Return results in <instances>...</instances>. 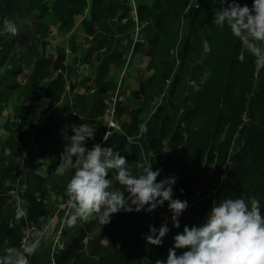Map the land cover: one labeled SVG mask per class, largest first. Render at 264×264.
<instances>
[{
    "label": "trees",
    "instance_id": "trees-1",
    "mask_svg": "<svg viewBox=\"0 0 264 264\" xmlns=\"http://www.w3.org/2000/svg\"><path fill=\"white\" fill-rule=\"evenodd\" d=\"M18 1H24L23 3L27 5L26 10H38L39 19L45 15L49 8H53L55 16L63 26H69L68 21L72 16L81 12L86 6L84 0H0V30L3 28L5 18L11 21L20 18L24 5H20ZM195 1L200 6L199 8L193 6L187 15L189 16L190 31L188 37L182 40V49L179 50L178 57H181V65L175 66L172 62H165L161 66L165 74L162 77L163 82L166 80L165 76L170 77L174 74V86L171 91L173 97L165 105H159L150 116L145 124L147 132L142 135L140 141L147 152L154 151L156 155L162 154L164 141H167L169 146L174 149V155L181 154L176 161V169L179 174L174 188V198L187 200L189 203L197 192H201L204 197L195 209L189 208L191 210L189 218L179 229L171 227L167 214L169 210L161 207L160 213L157 215L159 227L167 219L171 231L163 238L162 246H155L146 252L148 257L143 261H137L136 255L149 233L150 213L144 211L139 213L121 212L113 215L111 223L103 228L110 235L109 246L101 243V237L89 241V246H93L92 256L98 257L97 261L93 262L94 264H155L157 259L165 260L169 245L173 246V237L178 232H182L185 225L191 227L201 224L211 209L213 201L219 203L225 198L236 199L238 197L247 200L249 196H255L260 201L261 211L264 213V69L257 71L254 57L242 48L238 39L231 35L227 26L219 27L212 22V4L215 0ZM191 2L192 0L180 1L181 9L185 10ZM238 2L246 3L251 7L253 0H238ZM159 3L158 1V13H153L148 6L139 7L140 19L142 21L154 20L158 30L160 26L165 29L166 24H162L163 16L160 12L164 7ZM119 6L121 7L119 0H99L94 5V11H91L90 16L84 20L87 30L91 31L90 26L94 24L103 26L104 22L114 18ZM207 23H209V30L205 29ZM145 30L144 28L143 33L146 35ZM203 31H205L204 35L201 34ZM163 34L159 30L158 34L149 37L151 44L156 45ZM24 38L22 36V39L18 40L17 35H0V68L6 62L15 42H22ZM170 39L168 46L166 42L161 47L162 51L171 48ZM204 40L209 43L210 52L200 69L208 68L209 78L204 83V89L194 96V103L188 109L186 108L185 124L177 125L175 128L172 126L176 121L174 112L178 108L176 104L172 103L175 96L178 95L175 88L178 80L181 77H186L192 71L194 60L202 55ZM35 54L38 55L36 51ZM62 59L63 55L60 54L54 63V69L61 68ZM49 63L45 55L37 59L35 69L25 83L24 90L27 92L28 100L34 97L39 85L49 74ZM176 67L180 68L179 72L176 71ZM19 70L21 69L19 68ZM19 70L11 74H18ZM7 82L8 78H1V91L8 92L9 89L18 87L17 84H14L13 88L7 87L9 86ZM144 89L143 85L137 93L144 92ZM64 90L61 76L51 80L45 91V97L49 99L50 106L60 100ZM181 94L182 98L187 99L184 91ZM27 110L29 111V107L24 109L22 114H27ZM140 111L141 108L134 110L135 117L132 127L135 132L137 130L139 132V125L144 124L138 117ZM245 113L249 117L247 122L243 121ZM238 133H240L243 143L239 144V149L231 153L234 139ZM17 135L18 138L22 137L20 131H17ZM16 142L17 148H14V153L20 150L18 140ZM133 146L139 151L140 146L137 143ZM171 156L166 157V163ZM6 172L7 170H5ZM157 179L159 181V178ZM24 197L27 201L25 207L29 219L36 220V215L44 214L45 210L33 201L31 194L27 192ZM2 201L3 197H0V205ZM31 204L33 206L30 208ZM164 205H167V202ZM24 221V218L17 220L15 216L12 226L9 223H4L0 231V234L2 231L4 232L3 238L1 237L2 244L5 240H10L9 245L16 248L20 246V238H22L26 227ZM97 225L100 224L93 220L85 228H82L79 234L72 238L66 250L59 255L56 264H67L71 261H75L74 264L91 263L93 258L89 257L84 250V239L87 231H93ZM109 226L112 227L111 230ZM182 251L177 250V253L180 254Z\"/></svg>",
    "mask_w": 264,
    "mask_h": 264
},
{
    "label": "crops",
    "instance_id": "crops-1",
    "mask_svg": "<svg viewBox=\"0 0 264 264\" xmlns=\"http://www.w3.org/2000/svg\"><path fill=\"white\" fill-rule=\"evenodd\" d=\"M84 1L86 2L85 8L72 16L68 21L69 26L62 25V22L55 16L53 8H49L39 19L38 10H26L27 5L23 3L24 1H18L20 5H24L20 15L22 18L13 22L18 28V40H21L22 36L25 38L22 42H15L6 62L0 68L1 82L2 77L9 78V75L19 68L21 70L18 74L27 73L30 76L40 56L45 55L50 62L49 74L41 82L31 100H28L27 92L23 89H9L8 91L12 92L10 96L7 95V91L0 90L2 92L0 100V197H3L0 205V222L2 223H0V231L4 223L10 225V221L14 223L16 199L20 197L25 200L24 195L28 192L33 197V201L45 210L44 214L36 215L35 220L36 233H44L40 239L38 252L46 250L43 249V245H48L51 249L53 237L59 229H62L63 240L66 241L68 247L69 240L71 241L82 228L90 223V221H79L74 227H69L67 223H64L70 212L65 187L72 170L60 176L55 169L60 162V154L64 146L70 142V136L73 135L71 126L87 123L96 128L95 140L88 141L87 147L91 148L93 143H100V131L106 125L102 111L109 96L120 84L122 100L118 104L117 119L121 121L124 130L128 131L129 135L139 133L138 130L135 132L132 127L135 117L134 110L141 108L138 117L146 124L153 110L151 106L155 104L153 102L162 100L161 91H163L164 83L162 77L165 74L162 67L160 69L158 67L156 71L153 64L156 45L151 44L150 50L146 52L142 48L137 51L136 47L132 55L130 54L132 30L134 29L131 0H119L121 7L116 9L114 18L104 22L103 26L98 24L90 26L91 31L87 30L84 20L90 16L91 11H94V5L99 0ZM135 2L139 19V7L142 5L148 6L153 13H158L157 0H135ZM142 22L147 26H145L147 35L144 34L145 38L149 39L159 33L154 20ZM150 43L149 40V45ZM60 54L63 55L62 72L55 75L59 68L53 72L54 63ZM127 59L130 60L129 67L123 76L122 72ZM130 70H135L134 79L129 74ZM117 75H119L118 82L115 78ZM54 76L55 78L61 76L64 87L70 85L71 91L59 107L57 115L45 120V112L50 107L45 91ZM7 83H9L7 87H14V84ZM20 84L23 83L20 82ZM143 85L145 86L144 92L137 93ZM23 86L25 87V83ZM27 107H29L27 114H22ZM169 110L171 112V109ZM17 131L21 132L23 140L22 137L18 138ZM123 134V129L119 130L102 146L113 147L114 150L119 151L129 163L132 173L138 175L142 171L138 158L141 154L140 149L139 151L135 149L133 146L135 143L127 141ZM14 140H18L20 146V150L16 153H14V148H17V142ZM5 170H7L6 173ZM112 175L114 176L115 173H109V179ZM113 186L120 187L114 181ZM32 206L33 204L30 208ZM3 220H5L4 223ZM111 228L109 226L110 230ZM91 233L92 231H87L84 239L86 253L89 248L90 252L93 250V246H89V241L95 239L94 236L91 238L89 235ZM101 233H98L101 243L109 246L111 243L109 233L105 230ZM7 243L8 240H5L4 247H13ZM88 255L97 259V257ZM28 259L29 264H32V259ZM94 261L92 260L91 263ZM74 262L67 264H74Z\"/></svg>",
    "mask_w": 264,
    "mask_h": 264
},
{
    "label": "clouds",
    "instance_id": "clouds-1",
    "mask_svg": "<svg viewBox=\"0 0 264 264\" xmlns=\"http://www.w3.org/2000/svg\"><path fill=\"white\" fill-rule=\"evenodd\" d=\"M219 11H214L212 22L227 26L242 48L254 57L259 71L264 69V0H253L251 7L238 0H220ZM226 5V6H225ZM197 3L196 7L199 8ZM18 34L16 24L5 18L0 35ZM171 82V80H170ZM140 133L147 132L145 124L139 125ZM73 135L60 154L56 173L64 176L72 170L65 187L70 212L66 223L74 227L79 221H97L102 226L111 223L113 215L123 213H152L167 202L173 228H180V217L189 207L187 200L174 198L173 186L177 177L160 179L161 169L143 166L134 175L126 158L113 147L87 142L95 140L96 128L87 123L71 126ZM107 133L103 141H107ZM168 151V150H166ZM115 175L107 178L109 173ZM113 181L120 187H114ZM181 192L183 190L181 189ZM27 201L16 199V219L27 216ZM171 228L167 219L157 229L149 225L146 242L162 246ZM37 232L32 242H25L22 249L8 247L0 255V264H29L28 257L39 247ZM165 260L155 264H264V213L255 196L236 199L225 198L212 207L199 225H185L182 232L173 237ZM177 250H183L180 254Z\"/></svg>",
    "mask_w": 264,
    "mask_h": 264
},
{
    "label": "rangeland",
    "instance_id": "rangeland-1",
    "mask_svg": "<svg viewBox=\"0 0 264 264\" xmlns=\"http://www.w3.org/2000/svg\"><path fill=\"white\" fill-rule=\"evenodd\" d=\"M157 1H159L161 3L162 7H164V9L160 13H162V16H163L162 24H164V23H166V24H165V29H163L162 26L159 27V30L162 33H164V34L162 35V38L161 37L159 38V40H158V42H157V44L155 46V53H154V57H155L154 60L155 61H153V64L155 66V70L158 69V67L160 69L162 64H164L165 62H172V63L175 64V66H178V64H179V66L181 65V57L180 58L178 57L179 56V50L182 49V40L188 37V33L190 31V25H188L189 24V16H187V15H189L188 14L189 12L186 13L184 9H181L180 1H182V0H157ZM220 7H221L220 0H215L214 3L212 4V11H213L212 15L213 16H214V11L215 10L219 11ZM20 18H22V17H20ZM208 24L209 23H207V25H206V28H205L206 30H209L208 29L209 28ZM201 34L204 35L205 31H203ZM169 39L171 40V48L169 50H167V51H162L161 47L163 45H165L166 42H167L166 45L168 46V43H170ZM140 48L144 49L145 52L148 51V49L150 50L151 43L149 45L148 37H146V41H145L144 44H139L137 46V51ZM209 52H210L209 43L207 42V40H204L202 55L194 60L193 66H192V71L189 72L186 77H181L178 80L177 86L175 88L177 90L178 95L175 96V100H174V102H172V103H174V104H176L178 106V108L176 109L177 112L176 111L174 112V113H176V121L172 125L175 128H176L177 125L185 124L184 115H185L186 108L188 109L190 107V105L194 103V100H195L194 96H197L204 89V83L209 78L210 72H209L208 68L205 67L206 68L205 70L200 69V66L203 65L204 59L209 54ZM179 60H180V62H179ZM132 61H131V63H132ZM174 64H173V67H174ZM126 65H127V63H126ZM168 66H170V63H168ZM198 67H199V69H198ZM55 71L56 70L54 69L53 72H55ZM176 71L179 72L180 68L176 67ZM133 73H135V70H130L129 71V74H131L132 78L134 79L135 76H136V73H135V75ZM24 74L27 76V79H28L29 78V74H27V73H24ZM21 75L22 74H10L9 75L8 82L18 85L16 90H19V89H23L24 90L25 89L23 84H20L19 78H20ZM173 76H174V74L172 76H170V77L169 76H165L166 80L163 83V91H161L163 93V96L161 98L162 100H160V101L158 100L160 102V105H165L166 103H168V101L171 99V97H173V95H171V91H172L173 86H174V77ZM115 78H116V82H118L119 75H117ZM168 79L171 80L170 83H168V81H167ZM126 82H128L127 78H126ZM16 90H13V91L16 92ZM116 90H117V88L114 89V93H115ZM182 91H184V95L187 96V99L182 98V94H181ZM121 92H122V88H121ZM68 93H67V95H68ZM11 94H12V92H10V91L7 92L8 96H10ZM10 99H12V98H10ZM158 101H155L153 103L156 104V103H158ZM155 104L153 106H151L152 109L155 106ZM157 108H158V106L156 107V109ZM118 121L121 124V127L123 129V132H124L123 135L124 136H125V134L129 135L130 133L128 131L124 130L121 121L120 120H118ZM116 132H119V131H116ZM114 134H113V136H114ZM127 141H129V140L127 139ZM240 143L241 144L243 143V139H242L240 133H238L236 135L235 139H234V143H233L232 148H231V153L236 151V149L240 148L239 147ZM164 144H165L164 147L169 145L167 141H164ZM180 155H181L180 153H177L176 155H173V156L169 157V161H167V163H166V166H167L166 168H167V172H168L169 177L170 176H175L178 179V174L179 173H178V169H176L177 168L176 161L178 159L177 157L180 156ZM138 158H139V162H141L140 166L141 165L144 166L145 163L143 161L142 155L140 154ZM144 158H148V157L145 156ZM115 183H117V182H115ZM173 187L175 188V185ZM197 206H198V203L194 207H191V208L195 209ZM162 208H164L166 210L168 209L167 205H163ZM160 210H161V207H158L154 211V218H156L155 221H154L155 222L154 224H155V227L157 229L159 227V224H158V221H157V215L160 213ZM5 211H7V210H5ZM190 211L191 210L189 208H187V210L180 217V225L181 226L186 223L187 219L189 218ZM167 214H168V217H169V223H170V225L172 227L171 213L168 211ZM4 222H5V220H3V223ZM10 223L12 224L13 221H10ZM148 225H149V221H148ZM104 227H105V225L102 226L101 224L97 225L96 227H94L92 233L89 234L91 236V238H93V236L95 237V239L96 238H100L98 233H101L103 231ZM3 234H4V232L2 231L1 234H0V255H3L5 253V249L8 248V246L4 247V243L2 244V242H1V237H2ZM9 241L10 240H8V243H9ZM69 242H70V240H69ZM65 243H66V241H65ZM85 243H86V240H85ZM19 244H20V242H19ZM153 247H155V245L147 244V250L146 251H141L140 249H138L137 250V255H136L137 260H141V261H143V259L145 260V258L148 257L147 256L148 254H146V252H149ZM170 247H172V246L169 245V248ZM37 249L35 250V252L33 254H31L28 257V258L32 259V260L30 259L31 263L32 264H36V263L37 264H41V263L42 264L43 263L44 264H51L50 263V249H49V246L48 245H43V249H46L43 252H38ZM89 249H88V252H87L88 254L91 253ZM90 255L92 256L93 254L91 253ZM42 256H44V257L41 258ZM92 257L95 258L97 256H92ZM97 259H98V257H97ZM97 259H93V260L97 261ZM91 264H94V263H91Z\"/></svg>",
    "mask_w": 264,
    "mask_h": 264
},
{
    "label": "built area",
    "instance_id": "built-area-1",
    "mask_svg": "<svg viewBox=\"0 0 264 264\" xmlns=\"http://www.w3.org/2000/svg\"><path fill=\"white\" fill-rule=\"evenodd\" d=\"M132 2V12H133V20H134V29L132 30V49H131V55L133 53V51L135 50V48L139 45V44H144L146 41V38L144 37V33H143V29L145 28V23H143L142 21H140L139 17H138V13H137V6H136V2L135 0H131ZM197 5V1L192 0V2L190 4H188L185 8V12L188 13L190 12V10L192 9V7H196ZM125 21V19H124ZM129 62L130 60L127 59L125 64H124V70L122 72L123 76L126 73V69L129 66ZM127 63V65H126ZM62 72V69L59 68L56 72L55 75H59ZM55 78V76L53 77ZM21 83H26L27 79L25 75H21L19 78ZM168 83H170V80H167ZM121 84L117 87V90L115 91V93L113 92L112 95L109 96L107 103H106V107L104 109V113H103V118L106 120V125L104 126V128L100 131V143H105V141H103V137L105 136V134L107 133L108 136V140L113 136V134L116 131H119L122 129L121 124L119 123V121L117 120V113H118V104L119 102L122 100V96H121ZM71 91V86L70 85H66L65 86V90L63 95L61 96L60 100L53 106H50L47 111L45 112L44 115V119L48 120L51 119L53 117H55L59 111V107L64 103L67 93ZM93 91V90H90ZM163 96V94H162ZM143 97V96H142ZM160 105L159 103H156V105L154 106L152 112L150 115H152L155 111H156V107ZM249 120V117L247 115V113H245L243 115V121L247 122ZM126 138L132 142V143H137L140 146V152L143 158V161L145 163L144 166H151L153 168V170H157V169H161V175L158 177L159 180L163 179L165 177H169L168 172H167V166H166V157L174 155L175 151L172 147H170L169 145L166 147H163L162 150V154L161 155H156L154 151H149L147 152L146 149L144 148V145L142 144V142L140 141V138H142V134L138 133V135H127L125 134ZM107 140V141H108ZM168 150V151H166ZM145 156H147L148 158H144ZM173 191L174 187H173ZM204 196L201 194V192H197L189 201V207H194L197 203L199 204L200 200L203 198ZM149 225H154L155 226V218H154V212L150 213L149 216ZM25 222H26V227L24 229V234L20 240V246L19 249L23 248V245L25 244V242H32V238H34L36 230H37V223L35 220H31L29 219L27 216L25 217ZM64 223H66V219L64 221ZM13 224H11L12 226ZM148 225V226H149ZM149 234V233H148ZM147 234V235H148ZM146 235V237H147ZM41 239V238H40ZM147 242L145 241L144 244L140 245L139 249L141 251H146L147 250ZM67 248V245L65 243V241L63 240V236H62V229H59L57 231V233L54 235L53 240H52V245H51V249H50V263L51 264H56L57 263V258L59 257V255L65 251Z\"/></svg>",
    "mask_w": 264,
    "mask_h": 264
}]
</instances>
